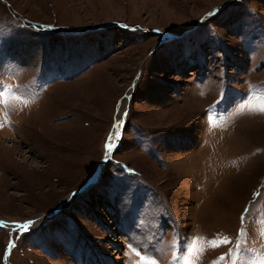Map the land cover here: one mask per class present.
Segmentation results:
<instances>
[{"label": "rangeland", "instance_id": "1", "mask_svg": "<svg viewBox=\"0 0 264 264\" xmlns=\"http://www.w3.org/2000/svg\"><path fill=\"white\" fill-rule=\"evenodd\" d=\"M185 262H264V0H0V264Z\"/></svg>", "mask_w": 264, "mask_h": 264}, {"label": "bare ground", "instance_id": "2", "mask_svg": "<svg viewBox=\"0 0 264 264\" xmlns=\"http://www.w3.org/2000/svg\"><path fill=\"white\" fill-rule=\"evenodd\" d=\"M187 29V26H185L183 29H181V31H183V30H186ZM132 90H133V86H132V88L128 91V93L126 94V96H125V98H124V101L122 102V108L124 107V105H126V103L128 102V99H129V97H130V94H131V92H132ZM93 101V100H92ZM91 102V101H90ZM120 109V113L119 114H121L122 116L124 115V113H125V110H123V109ZM121 121H122V119H121ZM122 124L123 123H121V125H119V127L117 126V128H116V131L114 132V135H113V137H111V139L109 140V143H112V149H111V152H109L108 151V144H107V148H106V154H105V157H104V160H103V162H102V164H101V167H100V169H102L105 165H106V163L108 162V160H109V158H110V155H111V153L113 152L112 150H113V148H114V146H115V144H116V141L119 139V137H120V135H121V130H122V128H121V126H122ZM36 167V166H35ZM100 172V171H99ZM99 172L97 173V174H99ZM86 188V187H85ZM85 188H83V190L85 189ZM82 190V189H81ZM81 190H79V191H75L71 196H68V197H66L65 199H63L61 202H60V204H59V207H58V210H57V212H59L60 210H62L63 209V207H64V205L66 204V202H68V200H69V198H71L72 196H74V195H76L77 193H80L81 192ZM56 212V213H57ZM55 213V214H56ZM54 215V213L53 214H51V215H48V216H45V218L46 219H50V218H52V216Z\"/></svg>", "mask_w": 264, "mask_h": 264}, {"label": "snow or ice", "instance_id": "3", "mask_svg": "<svg viewBox=\"0 0 264 264\" xmlns=\"http://www.w3.org/2000/svg\"><path fill=\"white\" fill-rule=\"evenodd\" d=\"M112 146H113L112 143H109L108 144V151L109 152H111ZM28 227H29V225H27V224H21V225H19V228L22 229V230L23 229H27ZM211 243H212L213 247H216V246H218L219 243H229V241L223 240V241L217 242V241L213 240V241H211ZM195 251H196V241L193 240L191 242V244L189 245V252L192 253V252H195ZM237 252L238 253L240 252L239 244L237 245ZM240 254L243 255L242 253H240ZM185 264H190V262H185ZM262 264H264V262H262Z\"/></svg>", "mask_w": 264, "mask_h": 264}, {"label": "water", "instance_id": "4", "mask_svg": "<svg viewBox=\"0 0 264 264\" xmlns=\"http://www.w3.org/2000/svg\"><path fill=\"white\" fill-rule=\"evenodd\" d=\"M97 173H98V172H97ZM97 173H95L96 178L98 177V174H97ZM95 175H94V176H95ZM96 178L93 179L92 183L94 182V180H95ZM85 187H86V186H85ZM85 187H84V188H85ZM82 190H83V189H82ZM82 190H81V191H82ZM77 191H79V190H77Z\"/></svg>", "mask_w": 264, "mask_h": 264}]
</instances>
